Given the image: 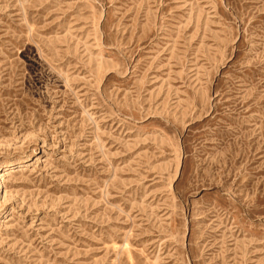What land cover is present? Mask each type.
<instances>
[{
    "label": "rangeland",
    "instance_id": "obj_1",
    "mask_svg": "<svg viewBox=\"0 0 264 264\" xmlns=\"http://www.w3.org/2000/svg\"><path fill=\"white\" fill-rule=\"evenodd\" d=\"M0 264H264V0H0Z\"/></svg>",
    "mask_w": 264,
    "mask_h": 264
},
{
    "label": "bare ground",
    "instance_id": "obj_2",
    "mask_svg": "<svg viewBox=\"0 0 264 264\" xmlns=\"http://www.w3.org/2000/svg\"><path fill=\"white\" fill-rule=\"evenodd\" d=\"M20 163V162H19ZM7 165H11V164H7Z\"/></svg>",
    "mask_w": 264,
    "mask_h": 264
}]
</instances>
